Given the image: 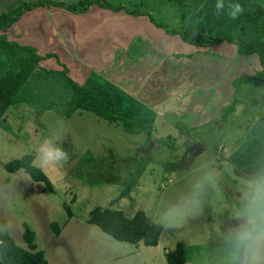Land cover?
Instances as JSON below:
<instances>
[{"label": "rangeland", "instance_id": "374dc122", "mask_svg": "<svg viewBox=\"0 0 264 264\" xmlns=\"http://www.w3.org/2000/svg\"><path fill=\"white\" fill-rule=\"evenodd\" d=\"M15 2L24 1L0 0L4 4L2 8ZM64 2L76 4L77 0ZM101 2L125 5L124 8L140 12L146 6L154 10L161 4L160 0ZM153 12L149 17L154 15L159 22L162 15L175 17L176 10L160 8ZM177 23L180 25L173 28L185 26L182 21ZM3 52L6 54L0 49V60L4 61H0V75L24 59V52L17 45L10 49L4 46ZM60 53L54 59H45L42 67L55 72L66 69L67 76L79 78L81 73L75 74L73 66L66 67L65 54ZM5 58L14 60L6 62ZM42 73L40 79L32 80L36 89L31 91L32 85L28 84L18 97L22 101L15 100L16 104L12 101L4 120L0 119V226H6L0 235L10 236L16 245L25 248L22 233L26 224L34 232L36 249L43 252L47 264H167L164 255L177 242L185 246V264H213L222 247L221 234L236 222L233 213L244 197L245 186L253 180L226 158L241 150L249 138L264 143V89L246 84L234 90L231 84V93L228 98L223 94L222 102H228L227 107L236 98L237 104L232 115L222 121L219 113L212 121L205 119L204 125L190 127L173 112L161 118L153 110L142 115L141 124L149 132L137 128L125 132L118 122H106L91 112L77 111L65 117L67 101H60L68 100L64 77ZM115 83L126 86L122 78ZM180 95L188 97V108L191 101L188 91ZM114 98L118 110L127 107L124 105L128 101L132 106L123 112L127 115L137 112L130 98L121 100L122 104L117 94ZM173 104L171 100L169 106ZM121 118L127 119L122 115ZM54 133L60 134L59 144L68 159L59 169L42 170L52 183L53 193L22 171L12 174L5 171V163L32 155L34 146ZM208 172L214 184L206 189L199 211L179 220L171 211L172 206L188 196ZM111 178L122 183L107 182ZM124 190L127 195L119 198ZM95 207L121 210L127 216L143 211L151 222L161 225L159 243L154 247L135 246L113 239L87 222L89 212ZM51 224L58 226V234Z\"/></svg>", "mask_w": 264, "mask_h": 264}, {"label": "crops", "instance_id": "0c3cea01", "mask_svg": "<svg viewBox=\"0 0 264 264\" xmlns=\"http://www.w3.org/2000/svg\"><path fill=\"white\" fill-rule=\"evenodd\" d=\"M57 1L74 4L64 0ZM80 1L83 0H77ZM215 2L216 0H160L161 4L156 9L176 10L175 17L164 18L162 15L163 20L158 18L161 20L159 22L154 15L151 17L157 23L169 25L171 29L180 25L177 21H182V25L189 28L202 25L206 35L210 37H241L240 31L233 27V19L227 15L226 7L217 12ZM231 2L237 0H224L225 6ZM238 2L243 10L254 4L264 8V0ZM19 3L15 2L7 8H2L4 4L1 3L0 12H7ZM146 7L142 11L144 14L140 15H131L124 10L114 12L95 4L78 14L56 6H39L25 12L14 24L0 31V36L8 43L4 45L0 42L3 54H6L3 52L4 46L10 49L12 45H17L21 49L30 47L35 55L41 57L37 63L39 68L29 75L27 83L14 97L13 104L22 101L18 97L25 92L28 84L32 85L31 91L36 89L32 80L42 73L40 70L46 71L42 73L45 76L60 75L51 68H43L42 63L45 59H54L53 56L62 51L66 67L73 66L75 74L81 73L79 78L68 76L72 81L91 90L108 89L114 108L117 103L114 98L116 94L120 103L129 98L134 101L133 108L137 112L132 115L136 116L123 112L124 109H129L128 106H132L128 101L124 105L127 107H121L120 110L115 108L126 120L141 123L142 115L153 110L161 118L166 113L173 112L190 127L206 124L205 119H216L228 103L222 102L223 94L228 98L232 82L240 77L251 76L259 68L256 56L237 57L235 46L226 42L208 47L187 44L179 36L167 34L163 28L156 27L148 16L156 9ZM22 51L26 57L27 53ZM5 60L8 62L14 59ZM0 61L4 63L3 60ZM186 70L190 72L187 74ZM160 74L163 76L160 77ZM120 78L126 82V86L115 83ZM172 86L174 87L171 88ZM180 87H183L182 91H179ZM67 88L69 99V85ZM186 91L191 99L188 108V97L180 95ZM65 100L68 101L66 98L60 99L62 102ZM171 100L174 102L173 106H169ZM216 106L218 107L214 108ZM261 142L263 143L262 140Z\"/></svg>", "mask_w": 264, "mask_h": 264}, {"label": "trees", "instance_id": "16d2710c", "mask_svg": "<svg viewBox=\"0 0 264 264\" xmlns=\"http://www.w3.org/2000/svg\"><path fill=\"white\" fill-rule=\"evenodd\" d=\"M98 5L114 12L124 10L131 15L144 14L143 12L130 10L120 5H110L99 0H83L76 4H67L57 0H36L34 2H21L7 12H0V31L7 29L14 24L25 12L39 6H56L73 14L84 13L91 5ZM149 16V15H148ZM151 22L159 28H163L167 34L177 35L190 45L197 47H208L220 42L230 43L235 46L239 56L254 55L257 58L259 68L251 76L240 77L232 82L234 90H238L241 85L251 84L264 89V8L258 5H251L233 20V27L240 31L241 37H210L206 35L203 27L198 25L195 28L181 26L178 28H168L157 23L152 17ZM242 36L247 37V39ZM2 44H8L0 36ZM10 45V44H9ZM27 54L21 62L13 68L6 69L0 75V119L4 120L8 108L21 87L27 83L29 75L38 68L37 63L40 56L35 55V51L30 47H22ZM48 72V71H47ZM66 69L58 72L67 81L70 87V96L64 104V116L70 117L75 112H91L109 123L118 122L125 132L133 129H144L149 132L148 127L136 121L124 120L115 109L111 93L106 88L91 90L84 85H79L66 75ZM237 104V99L227 107L221 109L219 120H225L232 115ZM32 155H23L20 158L12 159L4 164L7 173L12 174L22 171L31 180L41 182L45 189L54 192L52 183L46 174L31 166ZM227 162L239 171L255 179L264 170V144L258 138L252 137L246 140L241 150L235 151L227 156ZM109 183H122L118 179H107ZM127 195L124 190L119 198ZM67 214L71 217V212ZM87 222L97 226L102 232L113 239L128 244L138 245L141 243L147 247L157 246L163 233L161 225L151 222L143 211H137L132 216H127L123 211L95 207L88 214ZM54 233H59L56 224H51ZM22 240L25 248L15 244L8 235H0V264H47L42 251L37 250L34 242V232L23 224ZM167 264H185V246L182 242H177L172 250L164 255Z\"/></svg>", "mask_w": 264, "mask_h": 264}, {"label": "clouds", "instance_id": "9594fccd", "mask_svg": "<svg viewBox=\"0 0 264 264\" xmlns=\"http://www.w3.org/2000/svg\"><path fill=\"white\" fill-rule=\"evenodd\" d=\"M226 7L229 18L236 19L243 11L241 4L216 0L219 12ZM60 134L42 138L33 148L32 167L59 169L67 161L68 154L59 144ZM214 184L210 172L198 181L191 193L172 206L171 211L179 220L196 214L203 204L206 189ZM244 197L234 211L236 222L225 228L221 234L222 247L213 264H264V170L244 188ZM6 226H0V232Z\"/></svg>", "mask_w": 264, "mask_h": 264}]
</instances>
